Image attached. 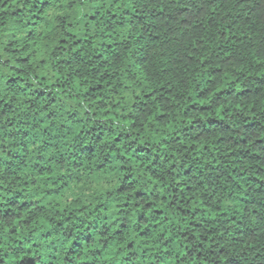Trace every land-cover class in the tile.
Here are the masks:
<instances>
[{"label": "clouds", "instance_id": "obj_1", "mask_svg": "<svg viewBox=\"0 0 264 264\" xmlns=\"http://www.w3.org/2000/svg\"><path fill=\"white\" fill-rule=\"evenodd\" d=\"M0 264H264V0H0Z\"/></svg>", "mask_w": 264, "mask_h": 264}, {"label": "trees", "instance_id": "obj_2", "mask_svg": "<svg viewBox=\"0 0 264 264\" xmlns=\"http://www.w3.org/2000/svg\"><path fill=\"white\" fill-rule=\"evenodd\" d=\"M5 215H7V213H5Z\"/></svg>", "mask_w": 264, "mask_h": 264}]
</instances>
